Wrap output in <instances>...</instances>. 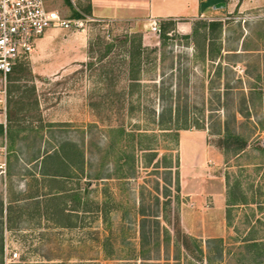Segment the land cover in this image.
I'll return each instance as SVG.
<instances>
[{
    "label": "rangeland",
    "instance_id": "obj_1",
    "mask_svg": "<svg viewBox=\"0 0 264 264\" xmlns=\"http://www.w3.org/2000/svg\"><path fill=\"white\" fill-rule=\"evenodd\" d=\"M48 1L63 16L88 17L49 29L0 82L4 264H209L180 246L178 223L205 254L210 238H223L216 264H264L262 251L241 245L264 240V0L160 18L173 22L166 41L148 16L104 18L145 13L150 0ZM91 3L103 17L86 14ZM212 20L224 22L214 60L203 26ZM137 49L143 64L133 82ZM163 82L181 88L180 124L186 115L193 124L178 136L157 125ZM227 117L248 138L238 155L213 133ZM124 127L148 132L143 144L154 149H140Z\"/></svg>",
    "mask_w": 264,
    "mask_h": 264
},
{
    "label": "trees",
    "instance_id": "obj_2",
    "mask_svg": "<svg viewBox=\"0 0 264 264\" xmlns=\"http://www.w3.org/2000/svg\"><path fill=\"white\" fill-rule=\"evenodd\" d=\"M69 5H72L71 0H66ZM86 14L91 15L92 14V7L91 4H88L85 8ZM73 16L72 17H84L85 14L80 12L79 10L74 9L73 10ZM173 22L167 21L161 23V29L163 30L161 33V36L164 41H166L170 36L169 32ZM205 29L209 30V33L207 35V39H210L209 42V48H208V56L210 59L214 60L216 58V54L214 53L213 44H214V38L219 37L223 32L224 22L222 20H212L210 22L203 24ZM214 30H218L217 32L219 35L214 36L212 33ZM197 32V31H196ZM210 35V36H209ZM188 37V36H186ZM140 47V46H139ZM132 67L136 64L137 68H134L131 70L130 78L134 81L140 80V74H141V68L143 64V52L139 49L134 50V52L131 53V60H130ZM139 83V82H138ZM162 89L159 91V98L162 101L161 102V110L159 111V115L157 118V125L159 129L161 130H170L171 132H175L178 136L180 129H188L193 124L189 123L187 115L184 117V124H180V114H181V104H180V96H181V88H172L171 86H166L165 83H162ZM175 94L177 96V99L175 101L174 97ZM245 99L247 96L244 93ZM130 106H133L130 104ZM188 109V108H187ZM187 109H185V112H187ZM241 114H244V110H239ZM236 118V115L234 114V120ZM230 119L227 117L220 123V127L218 130L214 131L213 133L218 136L217 143L218 146L226 153V154H234L238 155L241 151L245 150L248 146V138L237 131H235L231 127ZM194 126L201 128L203 127L202 124H194ZM4 133V125L0 124V134L3 135ZM148 132L142 131V130H126L124 127V135L131 136L133 139L139 138V141L137 144L140 146V149L144 151H148L151 148L149 146H145L143 144V137L147 136ZM152 152V151H151ZM152 155V154H151ZM155 155V154H153ZM41 157V155L34 158L33 161L38 160ZM53 157L52 153L47 154V158ZM47 158H43L44 161L47 160ZM154 157L150 158L149 161H154ZM9 164V160L6 161V165ZM164 167H166L167 171H172L173 165L165 163ZM6 173L8 180L10 181L8 183H11V170L9 169V166L6 168ZM44 174H48L47 171L43 172ZM168 195V194H167ZM4 212V199L1 197L0 200V217L2 218ZM0 224L2 225V220L0 221ZM175 235L176 239L181 244L180 246H184L186 250L188 251L189 255H191L193 258L199 260L206 258L209 264H216V261H222L224 256V240L223 238H210L208 240V250L206 254L204 253V249L202 245L199 243V240L195 237H192L188 233L182 230L179 223L175 225ZM143 239H147V235L145 232L143 233ZM194 245V247L192 246ZM242 247L247 248L249 250H260L262 251L264 255V240H256V239H248L243 244H241ZM215 246V247H214ZM216 250H213V249ZM3 229L1 227L0 229V254L2 256L0 264H4L3 261ZM214 253V254H213ZM151 262H146V264H149ZM15 264V263H12Z\"/></svg>",
    "mask_w": 264,
    "mask_h": 264
},
{
    "label": "built area",
    "instance_id": "obj_3",
    "mask_svg": "<svg viewBox=\"0 0 264 264\" xmlns=\"http://www.w3.org/2000/svg\"><path fill=\"white\" fill-rule=\"evenodd\" d=\"M48 0H0V82L7 78L15 66L31 59L37 41L51 28H69L80 25L84 17H66L49 6ZM150 28L161 33V22L153 18ZM5 261H9L5 247ZM19 256L14 251L11 259Z\"/></svg>",
    "mask_w": 264,
    "mask_h": 264
},
{
    "label": "crops",
    "instance_id": "obj_4",
    "mask_svg": "<svg viewBox=\"0 0 264 264\" xmlns=\"http://www.w3.org/2000/svg\"><path fill=\"white\" fill-rule=\"evenodd\" d=\"M206 1L205 0L202 4L201 0H165V4H161V3H157L156 0H150L148 8L146 10L145 13H133L135 12L134 7L130 8L131 14L129 16L125 15L124 17L121 16H115V17H104V18H114V19H135V18H139V17H143V16H148L151 19L156 18V19H160V18H167V17H178V16H194L197 15L199 13H203L200 12V10H204L205 7H218V4H222L223 2H225L224 0H217L214 1L213 4L211 5H207L205 4ZM91 7H92V14L96 17H103V16H98L95 15L93 12V6L91 3ZM139 12V11H137ZM48 31L46 32V34L44 36H42L38 41H37V45H40L41 42L48 37ZM35 51L36 48H35ZM33 56V55H32Z\"/></svg>",
    "mask_w": 264,
    "mask_h": 264
},
{
    "label": "water",
    "instance_id": "obj_5",
    "mask_svg": "<svg viewBox=\"0 0 264 264\" xmlns=\"http://www.w3.org/2000/svg\"><path fill=\"white\" fill-rule=\"evenodd\" d=\"M214 1H217V0H208V1H206L205 4H207V5H211V4L214 3ZM218 5H220V4H218Z\"/></svg>",
    "mask_w": 264,
    "mask_h": 264
}]
</instances>
